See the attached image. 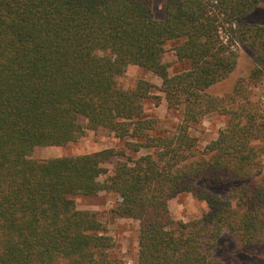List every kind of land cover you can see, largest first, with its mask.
I'll use <instances>...</instances> for the list:
<instances>
[{
    "label": "trees",
    "instance_id": "1",
    "mask_svg": "<svg viewBox=\"0 0 264 264\" xmlns=\"http://www.w3.org/2000/svg\"><path fill=\"white\" fill-rule=\"evenodd\" d=\"M263 1L167 0L160 21L153 0H0V264H121L100 215L70 199L101 192L139 222L138 264H221L211 251L225 230L264 242V105L247 95L264 80V27L237 24ZM173 42L190 69L170 76ZM238 46L256 53L250 76L227 98L206 95L236 69ZM130 65L162 80L183 117L174 131L156 134L144 118L153 85L117 87ZM218 111L226 128L200 153L190 129ZM99 130L129 140L131 153L33 158ZM208 181L227 183L231 200L206 192ZM187 192L209 211L173 229L169 202Z\"/></svg>",
    "mask_w": 264,
    "mask_h": 264
},
{
    "label": "rangeland",
    "instance_id": "2",
    "mask_svg": "<svg viewBox=\"0 0 264 264\" xmlns=\"http://www.w3.org/2000/svg\"><path fill=\"white\" fill-rule=\"evenodd\" d=\"M167 0H153L152 11L155 19L164 20ZM240 26L257 25L264 27V1L251 14L237 23ZM178 42L167 45L164 62L167 64L170 76L182 74L190 69V64L181 62L176 57L174 48ZM239 54L236 69L223 81L217 83L206 91L212 98L224 99L230 96L239 81H246L255 66L256 53L241 46L234 48ZM154 86L151 96L143 101L144 118L155 122L156 134L174 131L183 117L177 107L170 105L164 92L162 80L153 73L130 65L116 78L117 87L129 91L141 82ZM262 84V85H261ZM255 85V86H253ZM247 84V95L255 104L264 105V80L260 84ZM229 105V104H228ZM234 106V105H232ZM232 106H228L231 108ZM228 117L221 112H213L203 117L199 123L193 124L190 134L197 139L200 153L212 142L219 133L226 128ZM129 140H120L107 130L87 131L85 136L77 142L65 146L38 147L33 152V158L46 161L55 158L90 155L107 149L131 152L127 145ZM264 147V143L262 144ZM142 151L140 155L145 154ZM264 176V152H263ZM117 159L107 165L109 173L99 178L104 182L107 176L112 175ZM204 183V182H203ZM205 191L219 196L223 201H230V188L227 183L208 181L204 183ZM70 199L75 203L77 210L97 213L100 215L102 229L113 243L110 256L121 264H138L139 253V222L119 218L115 211L120 198L114 193H98L96 195H73ZM169 210L173 219L171 228H177L181 223L188 224L200 220L208 211V205L198 200L191 193H183L169 202ZM211 257L221 264H264V242H253L245 245L237 235L225 230L214 239Z\"/></svg>",
    "mask_w": 264,
    "mask_h": 264
}]
</instances>
